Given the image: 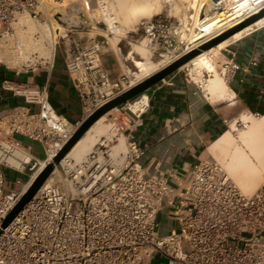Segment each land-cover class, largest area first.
<instances>
[{
	"label": "built area",
	"instance_id": "built-area-1",
	"mask_svg": "<svg viewBox=\"0 0 264 264\" xmlns=\"http://www.w3.org/2000/svg\"><path fill=\"white\" fill-rule=\"evenodd\" d=\"M108 1L0 0V70L14 75L0 83V98L9 93L23 101L0 107V264H150L157 255L168 264H264V189L245 195L215 159L150 175L145 150L133 138L126 152L112 156L117 132L149 110L146 94L115 109L118 117L109 115L116 132L111 141L103 138L79 163L66 156L47 180L51 184L2 228L81 126L134 86L128 78L114 82L103 65L108 43L100 33L114 35L101 17ZM139 27L159 57L166 56L162 48L173 51L163 67L208 41L186 45L167 16ZM59 53L83 103L76 123L56 113L47 86L17 81L50 73ZM237 69L228 62L221 73ZM18 137L43 146L44 158ZM163 212L176 223L168 236L158 231Z\"/></svg>",
	"mask_w": 264,
	"mask_h": 264
},
{
	"label": "crops",
	"instance_id": "crops-1",
	"mask_svg": "<svg viewBox=\"0 0 264 264\" xmlns=\"http://www.w3.org/2000/svg\"><path fill=\"white\" fill-rule=\"evenodd\" d=\"M166 1L162 0L164 7L161 6L153 16L142 18L141 23L147 18L167 16L177 25L180 21L176 15L178 12L179 16L182 10L184 14L191 13L189 4L184 0ZM138 28L140 27L128 30L116 45L114 35L100 33L107 38L108 43L102 56L103 65L114 82L128 78L129 82L135 85L143 80L137 78V75L141 72L139 65L144 63L145 59L134 49L135 45L144 40L143 32L137 33ZM92 33L95 35L99 31ZM183 49L184 47H179L176 51ZM160 51L161 54H174L170 49L162 48ZM157 56L152 51L151 61L159 63ZM63 57V53L58 56L50 73L41 71L37 74L22 75L17 81L31 82L40 88L47 86L50 103L56 113L70 123H76L83 116V103L65 70ZM217 57H214L216 72L224 79L227 87L223 95L210 88L211 82L216 79L215 72L203 70L202 74L198 75L193 65H185L145 93L150 108L141 120L130 119L131 123H127L123 130L117 132L118 143L119 139L124 137L127 147L130 138H133L145 150L143 167L148 174L191 169L200 160H217L218 153L212 150L213 145L223 133L231 129L232 124L239 125L244 115H264V25L228 44ZM228 62L236 64L238 69L225 77L221 70ZM154 73L155 71L148 76ZM6 77L14 78V75L0 70V83ZM123 85L127 87L125 83ZM21 103V99H14L9 93H3L0 98V107L3 109ZM116 113H120L119 110ZM121 116L122 122H126L127 119ZM32 143L37 144L29 142L26 145L31 146L33 150ZM116 145L118 144L113 148ZM33 154L40 159L44 158L34 152ZM158 223L161 236H168L176 228L175 221L167 212L158 216ZM150 264H168V261L157 255Z\"/></svg>",
	"mask_w": 264,
	"mask_h": 264
},
{
	"label": "bare ground",
	"instance_id": "bare-ground-1",
	"mask_svg": "<svg viewBox=\"0 0 264 264\" xmlns=\"http://www.w3.org/2000/svg\"><path fill=\"white\" fill-rule=\"evenodd\" d=\"M166 2L163 3L166 4ZM161 6L162 0H109L106 9L101 12V17L114 34V44L116 45L121 38L125 37L128 30L139 26L142 18L153 16ZM263 7L264 0H220L218 3L213 0H191L188 8L194 13L187 15L183 13V10L181 11V24L178 33L181 35V40L187 45L199 41L201 43L235 27L250 15L259 13ZM204 9L205 14L202 18ZM176 15H179V12ZM117 23L121 27L117 26ZM263 25L264 18L236 33L214 49L198 56L187 65H193L198 75H201L203 70L215 72L216 79L211 82L210 88H214L215 91H219L223 95V91L227 87L224 79L216 72L214 57H217L228 44ZM134 49L145 59V62L139 65L141 72L137 78H146L164 64V61L159 63L151 61L152 50L148 39L135 45ZM164 57L167 58V56ZM116 111L113 110L98 120L67 155V158H74L79 163L88 156L93 146L102 138H112L110 133L112 124L108 125L106 121L108 116ZM241 123L242 129L238 128L237 123L232 124L231 129L223 133L213 145L212 150L218 153L219 163L224 166L235 185L242 193L251 196L264 186V115L258 117L244 115ZM125 148L127 150L125 138L121 137L118 145L113 148V152L111 151L112 156L118 157L121 153L126 152ZM51 182L50 179L46 185Z\"/></svg>",
	"mask_w": 264,
	"mask_h": 264
},
{
	"label": "water",
	"instance_id": "water-1",
	"mask_svg": "<svg viewBox=\"0 0 264 264\" xmlns=\"http://www.w3.org/2000/svg\"><path fill=\"white\" fill-rule=\"evenodd\" d=\"M215 3L220 2V0H213ZM205 9L202 12V18L204 17ZM264 18V7L251 17L245 19L240 24L235 27L227 30L226 32L210 39L204 43H202L198 48L193 49L189 53L183 55L177 60L173 61L169 65L161 68L154 74L149 77L143 79L138 82L121 95L110 101L103 108L94 113L77 131L74 137L67 143V145L60 151L57 157L54 159L53 163H51L36 179V181L31 185V187L27 190L24 196L21 198L16 207L11 211V213L7 216L5 221L3 222L2 228H7L10 223L17 217V215L21 212V210L33 199V197L40 191V189L47 182L51 174L54 172L56 167H58L61 161L72 151V149L76 146V144L84 137V135L90 130V128L102 117L109 114L111 111L131 102L138 96L145 94L148 90L153 88L154 86L161 83L170 75L177 72L179 69L184 67L185 65L192 62L195 58L202 55L205 52H208L219 44L225 42L230 39L236 33L244 30L245 28L255 24L259 20Z\"/></svg>",
	"mask_w": 264,
	"mask_h": 264
},
{
	"label": "rangeland",
	"instance_id": "rangeland-1",
	"mask_svg": "<svg viewBox=\"0 0 264 264\" xmlns=\"http://www.w3.org/2000/svg\"><path fill=\"white\" fill-rule=\"evenodd\" d=\"M184 2H186L187 4H190L191 3V0H184ZM177 6V5H176ZM189 6V5H188ZM191 13V15L194 13L193 11H190ZM187 15H189V14H187ZM177 19H178V21L180 22V24H181V15L179 16V15H177ZM104 21H105V19H104ZM179 22H177V25L176 26H179V28H180V25H179ZM105 23H106V26L108 27V29H109V25L107 24V22L105 21ZM117 26H119V27H121L120 25H119V23H117L116 24ZM134 28H136V27H134ZM133 28V29H134ZM178 28V29H179ZM179 36L181 37V35H180V33H179ZM61 53H59V55H60ZM165 55L167 56V53H165ZM158 57V59L157 60H159V61H162V60H165V58L164 59H162L161 57H159V56H157ZM113 115L115 116V117H118L119 116V114L118 113H116L115 112V114L113 113ZM106 124H108V125H110V124H112V130H111V135H112V138H107L109 141H111L112 139H113V137L115 136V134H116V132H113V129H114V126H113V120L111 119V117H108L107 118V121H106ZM238 128L239 129H242L243 128V126L242 125H238ZM18 140L20 141V142H22V143H24V144H28L29 143V141L27 140V139H25V138H23V137H18ZM32 146H33V152L37 155V156H39V157H44L45 156V151H44V148H43V146H41L40 144H33L32 143ZM216 161H218V162H220L218 159L216 160ZM221 164V163H220ZM224 167V166H223ZM57 175L59 176V171L57 172ZM20 178H22V177H20ZM15 181V179L14 178H11L10 177V182H14Z\"/></svg>",
	"mask_w": 264,
	"mask_h": 264
}]
</instances>
